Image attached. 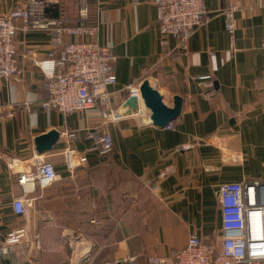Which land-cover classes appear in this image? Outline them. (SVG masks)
<instances>
[{"label": "crops", "instance_id": "crops-1", "mask_svg": "<svg viewBox=\"0 0 264 264\" xmlns=\"http://www.w3.org/2000/svg\"><path fill=\"white\" fill-rule=\"evenodd\" d=\"M22 1L0 0V10ZM87 1L89 23L99 24L98 34L67 39L98 36L110 47L118 78L110 86L113 106H123L127 84L148 78L168 104L182 95V111L172 125L161 127L143 108L108 122L97 108L67 114L42 108L47 76L35 59L53 50L52 29H19L21 72L0 77L1 109L14 111L0 118V264H149V255L170 254L192 233L211 240L222 236V183L264 180V0H240L234 45L225 27L229 0H205V19L189 53L164 59L152 0ZM79 5L80 0L52 2L47 16L78 24ZM169 45L176 49L177 39L171 36ZM208 73L217 89L213 97L197 79ZM55 127L61 131L58 141L38 152L35 136ZM98 128L113 135L107 154L93 148L91 132ZM69 142L88 156L73 175L64 163ZM42 159L56 166L60 178L45 187L20 184L19 171L35 169ZM166 165L175 171L161 176ZM18 195L33 202L28 214L15 212ZM22 227L27 232L21 240L2 250L9 232Z\"/></svg>", "mask_w": 264, "mask_h": 264}, {"label": "built area", "instance_id": "built-area-1", "mask_svg": "<svg viewBox=\"0 0 264 264\" xmlns=\"http://www.w3.org/2000/svg\"><path fill=\"white\" fill-rule=\"evenodd\" d=\"M152 1L157 6L161 59L168 55L178 58L181 54H188L190 40L205 19V0ZM52 2L62 3V0H24L11 9L0 10V77L8 79L21 72L16 38L19 29L27 31L33 28H51L53 50L48 57L35 59L47 76L48 96L40 101V106L66 114L97 108L104 122L118 121L127 114L123 106H113L110 86L118 78L113 68L115 55L112 50L98 36L80 40L67 39L69 35L98 34L99 24L89 23L90 4L87 0H80L79 23L68 25L48 18L47 8ZM240 7V0H229V6L224 9L225 27L232 45L236 38L235 15ZM18 20H22L21 25L17 23ZM171 36L177 39L176 49L170 48ZM27 52L33 53V50L28 49ZM197 79L208 87L206 95L213 97L216 94L212 74L198 75ZM141 83L142 81L129 83L126 89L128 97L136 95L142 103ZM25 106L31 110L32 103L27 101ZM12 115L13 109L4 113L0 106V118ZM63 134L69 138L75 136L70 131H63ZM91 136L94 139L93 148L101 154L112 151L115 142L109 130L98 128L91 132ZM87 161V154L80 153L69 142L64 149V163L71 175L79 165ZM173 171L174 165H166L160 175L165 176ZM59 178L56 166L46 159L39 160L35 169H23L18 174L20 184L31 181L38 182L42 187ZM219 197L222 236L218 240L192 233L182 247L173 249L170 254L149 255V264H264V180L253 178L222 183ZM12 205L16 213L28 214L33 202L18 195L14 197ZM26 232V227L11 230L6 244L1 246L2 250L6 249L8 243L19 242ZM38 237L39 234L36 235V246L40 247Z\"/></svg>", "mask_w": 264, "mask_h": 264}, {"label": "water", "instance_id": "water-1", "mask_svg": "<svg viewBox=\"0 0 264 264\" xmlns=\"http://www.w3.org/2000/svg\"><path fill=\"white\" fill-rule=\"evenodd\" d=\"M141 93L143 102L150 109L151 121L158 126L164 127L173 122L180 115L183 107V96L175 95L174 104L170 105L164 100L163 93L148 78L141 83ZM126 114L138 113L142 106L138 96L131 95L123 101ZM61 131L52 128L45 133H41L34 138L35 148L40 153H45L52 149L53 145L60 138Z\"/></svg>", "mask_w": 264, "mask_h": 264}, {"label": "bare ground", "instance_id": "bare-ground-1", "mask_svg": "<svg viewBox=\"0 0 264 264\" xmlns=\"http://www.w3.org/2000/svg\"><path fill=\"white\" fill-rule=\"evenodd\" d=\"M142 108L143 109H148L149 111H150V109L149 108H147L146 106H145V104H144V102L142 101ZM141 112V111H140ZM139 113V112H138ZM143 113V112H142ZM134 114V113H133ZM144 119V118H143ZM148 120H151V118L149 119L148 118Z\"/></svg>", "mask_w": 264, "mask_h": 264}]
</instances>
